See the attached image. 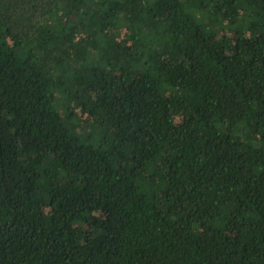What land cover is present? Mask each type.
Returning <instances> with one entry per match:
<instances>
[{
	"label": "trees",
	"instance_id": "16d2710c",
	"mask_svg": "<svg viewBox=\"0 0 264 264\" xmlns=\"http://www.w3.org/2000/svg\"><path fill=\"white\" fill-rule=\"evenodd\" d=\"M0 264H264V0H0Z\"/></svg>",
	"mask_w": 264,
	"mask_h": 264
},
{
	"label": "rangeland",
	"instance_id": "374dc122",
	"mask_svg": "<svg viewBox=\"0 0 264 264\" xmlns=\"http://www.w3.org/2000/svg\"><path fill=\"white\" fill-rule=\"evenodd\" d=\"M65 113H66V111L64 110V111H63V114H65ZM75 113H76V114H80V116H82L83 121H84L85 124H86L85 126H86L87 128H89V129H94V126H93L92 122L88 120V118H87L86 115L82 114L80 111H78V110H76V109H75ZM80 119H81V118H80Z\"/></svg>",
	"mask_w": 264,
	"mask_h": 264
}]
</instances>
